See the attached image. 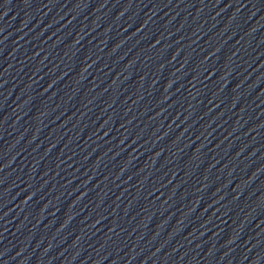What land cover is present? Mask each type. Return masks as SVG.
<instances>
[{
  "label": "water",
  "instance_id": "obj_1",
  "mask_svg": "<svg viewBox=\"0 0 264 264\" xmlns=\"http://www.w3.org/2000/svg\"><path fill=\"white\" fill-rule=\"evenodd\" d=\"M0 264H264V0H119L1 92Z\"/></svg>",
  "mask_w": 264,
  "mask_h": 264
}]
</instances>
